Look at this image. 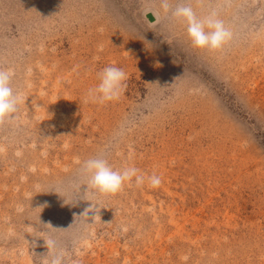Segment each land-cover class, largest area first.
Wrapping results in <instances>:
<instances>
[{
  "label": "rangeland",
  "instance_id": "rangeland-1",
  "mask_svg": "<svg viewBox=\"0 0 264 264\" xmlns=\"http://www.w3.org/2000/svg\"><path fill=\"white\" fill-rule=\"evenodd\" d=\"M190 3L231 30L222 49L161 0H0L20 96L0 122V264H45L50 237L66 264H264V0ZM108 66L123 94L88 101ZM96 156L144 183L93 189Z\"/></svg>",
  "mask_w": 264,
  "mask_h": 264
},
{
  "label": "clouds",
  "instance_id": "clouds-1",
  "mask_svg": "<svg viewBox=\"0 0 264 264\" xmlns=\"http://www.w3.org/2000/svg\"><path fill=\"white\" fill-rule=\"evenodd\" d=\"M161 7L165 13L181 20L187 25V34L192 45L201 50L217 51L222 49L232 39L231 30L219 18L215 10L210 11L203 18L198 17L190 0H180L171 7L170 0H161ZM148 13H155L151 9ZM13 71L0 68V122L5 121L17 112L20 102L19 93L12 86ZM99 83L88 90L86 99L93 103H105L118 100L124 92L127 74L122 68L116 66L105 67L99 74ZM82 173L87 177L88 184L101 193L114 194L119 192L125 182L135 178L137 185L143 184L145 176L138 174L135 167H125L122 170L114 169L108 161L96 156L85 160L81 166ZM151 186L161 183L157 175L147 177ZM47 259L45 264H66L63 250L57 248L55 239L47 241Z\"/></svg>",
  "mask_w": 264,
  "mask_h": 264
},
{
  "label": "water",
  "instance_id": "water-1",
  "mask_svg": "<svg viewBox=\"0 0 264 264\" xmlns=\"http://www.w3.org/2000/svg\"><path fill=\"white\" fill-rule=\"evenodd\" d=\"M147 17H148V19L150 20V21H154V16L152 15V14H148L147 15Z\"/></svg>",
  "mask_w": 264,
  "mask_h": 264
},
{
  "label": "bare ground",
  "instance_id": "bare-ground-1",
  "mask_svg": "<svg viewBox=\"0 0 264 264\" xmlns=\"http://www.w3.org/2000/svg\"><path fill=\"white\" fill-rule=\"evenodd\" d=\"M156 20V19H155Z\"/></svg>",
  "mask_w": 264,
  "mask_h": 264
}]
</instances>
